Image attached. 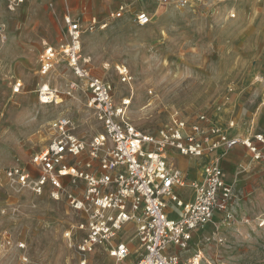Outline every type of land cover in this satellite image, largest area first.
I'll use <instances>...</instances> for the list:
<instances>
[{
	"label": "built area",
	"instance_id": "obj_1",
	"mask_svg": "<svg viewBox=\"0 0 264 264\" xmlns=\"http://www.w3.org/2000/svg\"><path fill=\"white\" fill-rule=\"evenodd\" d=\"M24 1L6 0L5 6L9 12L16 11ZM156 1L166 6L172 0ZM191 1L199 4L201 0ZM177 4L192 5L190 0ZM125 11L120 5L105 20L91 16L85 28L78 18L65 13L67 42L58 49L46 42L39 56L41 76L55 68L57 57L73 76L63 93L48 82L41 84L36 90L39 103H57L62 94L71 97L76 91L83 92L84 105L101 125L100 132L85 139L75 132L68 116H58L49 121L53 134L47 145L31 155L32 168L14 164L4 175L36 195L49 189V197L67 200L80 219L65 237L71 241L74 231L82 233L73 243L78 253L75 264H88L90 255L98 252H104L113 264H203L202 252H191L194 234L212 222L217 212L229 216L233 194L221 157L240 143L252 158L262 159L264 134L230 136L204 113L192 123L174 114L166 126L152 133L133 126L128 118L131 97L115 101L112 84L93 75L89 59L82 56V34L105 29L108 20L121 18ZM150 20L144 11L133 17L140 26L149 25ZM115 72L123 84L132 82L125 64L117 63ZM228 124L234 126L233 121ZM171 152L186 158L213 155L202 165L201 177L191 179L170 160ZM188 189L192 194L188 197L179 193ZM17 247L24 248V243ZM21 258L28 260L26 255Z\"/></svg>",
	"mask_w": 264,
	"mask_h": 264
},
{
	"label": "rangeland",
	"instance_id": "obj_2",
	"mask_svg": "<svg viewBox=\"0 0 264 264\" xmlns=\"http://www.w3.org/2000/svg\"><path fill=\"white\" fill-rule=\"evenodd\" d=\"M132 1L144 7L133 6ZM132 1L106 2L101 12L96 0L71 1L74 18L81 21L83 28L88 24L84 6H87L88 13L95 10L98 17L105 20L109 12L120 4L125 5L124 15L108 20L105 29L82 34V56L89 59L93 75L112 84L115 101L122 96L131 97L128 118L142 132L152 133L166 126L174 114L184 121L193 122L199 115L206 114L203 106L198 105L203 93L196 73L199 68H195L205 46H200L202 40L197 38L193 20L202 13L211 23L213 19L218 20L222 8L228 9L225 13L227 20L239 21L237 5L233 9L236 0H216V8L209 12L208 6L214 5L212 0H205L211 5L200 4L193 8H181L172 1L159 7L157 13L152 12L151 6L147 7V3L153 5L155 0ZM238 2V8H243V19L251 26L258 21L264 23L262 0ZM139 11L150 15L149 25L140 26L133 21ZM232 13L234 18L229 17ZM65 33L63 28L58 41L67 42ZM40 50L41 43L35 48V59ZM57 59L62 61L60 57ZM98 59L106 63L97 64ZM117 63L125 64L132 74L133 80L129 85L120 82L115 72ZM247 65L253 70L263 69V57H251ZM63 68V63L59 62L49 75L59 79ZM37 69L36 62L35 73ZM67 81L62 86L53 85L63 93ZM4 88V84H0V264H75L78 253L73 243L82 233L74 231L71 241L65 237L68 229L80 219L67 200L49 197V189L36 195L27 188H19L4 173L14 164L32 168L31 155L47 145L53 134L49 121L58 116H68L76 127L75 132L85 139L100 132L102 127L93 112L84 105L83 92L76 91L71 97L62 94L61 101L42 105L37 94L26 91V87L13 94ZM180 193L187 197L192 195L190 189ZM232 193L227 208L229 216L214 218L198 231L199 237L191 245V252L200 250L203 264H264V223L259 225L261 220L264 221V209L239 217L230 207L237 192ZM19 242L24 243V248L17 247ZM188 253L182 252L183 255ZM22 255H26L28 260L22 261ZM88 260V264H112L104 252L92 254Z\"/></svg>",
	"mask_w": 264,
	"mask_h": 264
},
{
	"label": "crops",
	"instance_id": "obj_3",
	"mask_svg": "<svg viewBox=\"0 0 264 264\" xmlns=\"http://www.w3.org/2000/svg\"><path fill=\"white\" fill-rule=\"evenodd\" d=\"M71 1L25 0L16 11L9 12L5 6L6 0H0V84H4L5 91L10 90L13 94L26 87V91L36 93L37 88L45 82L53 87V83L62 86L65 81L73 78L63 61H59L64 65L59 79L51 74L41 76L38 69L37 73L34 72L36 62L39 68V56L43 52L44 43L48 42L55 48L66 43L62 39L58 41V37L59 32L63 28L65 30L63 15L69 12L74 17ZM96 1L97 7L100 6L98 8L100 12L103 11V4L113 2ZM172 1L175 4L178 2ZM190 2L191 6L181 8H193L200 4L211 5L205 0H201L199 4L192 3L191 0ZM211 3L214 5L208 6V12L214 10L218 4L216 0H212ZM132 4L144 7L136 5L133 1ZM153 5L147 3V7L151 6L152 12L157 13L161 6L156 0ZM238 6L239 2L236 0L233 9L236 8L239 21L227 20L225 13L228 9L222 8L219 10L218 20L213 19L211 23L205 18L206 14L202 13L193 20L197 38L202 40L200 46H205L201 54L203 56L197 61L195 68H199L196 73L203 93L198 105L203 106V111L212 121L215 120L216 124L222 126L228 135L244 137L256 132L264 134V66L263 69L253 70L247 65V60L254 56L263 57L264 60V23L258 21L251 26L250 22L243 19V8ZM83 11L88 15V19L91 16L100 19L95 10L88 13L87 6H84ZM61 41L63 43H60ZM40 43L41 50L36 61L35 48ZM96 63L106 62L98 59ZM17 84L20 86L15 91L13 88H17ZM196 121L197 118L193 120ZM229 121H233L234 126H229ZM261 149L263 158L255 160L249 150L239 143L222 155L220 160L225 180L232 185V191L237 192L230 207L239 217L264 209V146ZM211 155L213 154H205L201 158H186L171 152L170 157L176 166L187 173V176L195 179L201 177L202 165ZM222 216L225 217L224 214L217 212L214 218ZM198 237L199 233L196 232L194 240Z\"/></svg>",
	"mask_w": 264,
	"mask_h": 264
},
{
	"label": "bare ground",
	"instance_id": "obj_4",
	"mask_svg": "<svg viewBox=\"0 0 264 264\" xmlns=\"http://www.w3.org/2000/svg\"><path fill=\"white\" fill-rule=\"evenodd\" d=\"M106 66V65H105ZM42 139V138H41Z\"/></svg>",
	"mask_w": 264,
	"mask_h": 264
}]
</instances>
